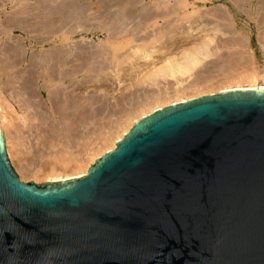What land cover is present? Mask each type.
I'll return each mask as SVG.
<instances>
[{
	"label": "water",
	"instance_id": "water-1",
	"mask_svg": "<svg viewBox=\"0 0 264 264\" xmlns=\"http://www.w3.org/2000/svg\"><path fill=\"white\" fill-rule=\"evenodd\" d=\"M0 264H264V88L160 108L61 181L20 178L0 119Z\"/></svg>",
	"mask_w": 264,
	"mask_h": 264
},
{
	"label": "bare ground",
	"instance_id": "bare-ground-1",
	"mask_svg": "<svg viewBox=\"0 0 264 264\" xmlns=\"http://www.w3.org/2000/svg\"><path fill=\"white\" fill-rule=\"evenodd\" d=\"M239 14L262 42L264 0H0V119L21 178L82 176L160 108L264 88Z\"/></svg>",
	"mask_w": 264,
	"mask_h": 264
},
{
	"label": "rangeland",
	"instance_id": "rangeland-1",
	"mask_svg": "<svg viewBox=\"0 0 264 264\" xmlns=\"http://www.w3.org/2000/svg\"><path fill=\"white\" fill-rule=\"evenodd\" d=\"M217 4L219 3L220 4V2H216ZM221 3H223V2H221ZM211 4H209L208 6H210ZM239 16V18H238V24L242 27V26H245L247 23V25H246V27H247V31L248 30H250V32H251V38H250V40H249V43H248V45H246V51L244 52L245 54H246V56L247 55H252V54H254L256 57H257V59L260 61V64L261 65H263L264 64V38H262V42L258 39V29H257V26H256V24H255V22L253 21V20H250L247 16H245L244 14H239L238 15ZM241 16V17H240ZM246 17V18H245ZM243 19H245V21L243 20ZM242 20V21H241ZM240 21H241V23H240ZM244 21V22H243ZM251 22V23H250ZM242 24H244V25H242ZM246 27H245V29H246ZM263 30V29H262ZM261 30V31H262ZM257 31V32H256ZM255 32L257 33V34H255ZM14 35L15 36H17V37H22V36H24V33L22 32V31H19V30H16L15 32H14ZM260 41V42H258V41ZM257 42H258V44H257ZM260 44V45H259ZM261 44H263L262 45V47H261ZM248 46V47H247ZM255 47V48H254ZM260 48V49H259ZM251 49H253V50H251ZM262 49H263V51H262ZM250 50V51H249ZM251 51H253V53L251 52ZM237 56H238V54H237ZM235 64V63H234ZM43 96H44V98H46V94L45 93H43ZM18 108V107H17ZM10 158V157H9ZM11 160V159H10ZM11 163H12V161H11ZM12 165H13V163H12ZM13 167L15 168V166L13 165ZM15 170H16V168H15ZM17 171V170H16ZM17 173H18V171H17ZM19 174V173H18ZM19 176H20V178H21V175L19 174ZM22 179V178H21ZM23 180V179H22ZM23 181H25V182H29V181H36V182H38V183H42V182H45V181H48V179H46V178H43V179H41V180H23Z\"/></svg>",
	"mask_w": 264,
	"mask_h": 264
}]
</instances>
